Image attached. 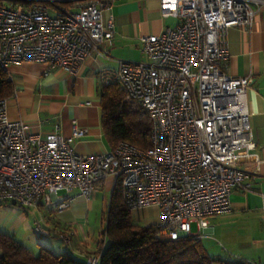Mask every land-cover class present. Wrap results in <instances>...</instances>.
Returning a JSON list of instances; mask_svg holds the SVG:
<instances>
[{"label":"built area","instance_id":"obj_1","mask_svg":"<svg viewBox=\"0 0 264 264\" xmlns=\"http://www.w3.org/2000/svg\"><path fill=\"white\" fill-rule=\"evenodd\" d=\"M31 1L29 7L0 4V68L38 62L46 73H74L89 56H109L114 0ZM49 2L58 8L54 15ZM263 6L264 0H160L162 15L177 23L141 37L146 60H122L103 75L105 84L118 83L127 100L147 111L149 147L121 142L105 153L81 155L72 140L86 128L74 125L70 137L59 129L42 135L27 120L10 118L8 100L0 98V205L55 203L63 210L74 197H60L61 189L91 199L113 177L131 212L158 208V237L198 238L193 223L207 227L211 216L231 211L235 190L252 187L240 165L247 155L258 157L248 109L251 77L230 75L224 65L230 28L251 27ZM36 230L46 232L39 223Z\"/></svg>","mask_w":264,"mask_h":264},{"label":"crops","instance_id":"obj_2","mask_svg":"<svg viewBox=\"0 0 264 264\" xmlns=\"http://www.w3.org/2000/svg\"><path fill=\"white\" fill-rule=\"evenodd\" d=\"M111 11L115 16L116 33L108 57L89 56L74 73L62 68L46 73V66L38 62L10 66L8 73L14 86L13 94L7 97L10 118L27 120L32 129L42 135L59 129L70 137L74 125L86 128L83 137L72 140V146L81 155L105 153L112 149L101 123L100 89L104 84V73L118 69L122 60H146L141 37L158 34L165 27L174 26L178 20L162 15L160 0H114ZM224 70L233 76L251 77L248 109L258 157L247 155L240 163L251 174V189L235 190L231 194L230 212L211 216L205 228L193 223L195 229L192 232L200 234L198 239L213 257L240 258L264 264V6L251 27L230 28L229 58ZM113 189L114 179L109 177L94 192H102L107 200L108 192L112 194ZM66 194L72 195L74 200L63 210H58L55 203L27 207L34 211L28 232L41 235L44 239L39 240V245L47 246L56 243L49 239L50 236L61 238L60 233L71 232L73 239L79 237L80 242L69 243L70 247L65 250L87 259L94 255L98 242L97 239L89 242L87 236L90 232L84 231L82 221L93 207L94 199L82 197L78 189L65 190L58 195L63 197ZM132 213L143 225L159 221L156 206ZM37 223L46 232H37ZM19 240L23 243L21 238Z\"/></svg>","mask_w":264,"mask_h":264},{"label":"trees","instance_id":"obj_3","mask_svg":"<svg viewBox=\"0 0 264 264\" xmlns=\"http://www.w3.org/2000/svg\"><path fill=\"white\" fill-rule=\"evenodd\" d=\"M6 1L24 7L33 4L31 0H0V4ZM13 91L9 73L0 68V98L11 96ZM100 95L101 123L112 149L121 142L149 147L152 121L144 107L127 100L116 82L104 83ZM106 213L93 253L99 257L97 264H250L245 259L211 256L195 236L158 237L157 224L143 225L135 220L123 201L120 182L114 185ZM88 258H79L68 250L56 252L44 244L35 254L14 234L0 232V264H90Z\"/></svg>","mask_w":264,"mask_h":264},{"label":"rangeland","instance_id":"obj_4","mask_svg":"<svg viewBox=\"0 0 264 264\" xmlns=\"http://www.w3.org/2000/svg\"><path fill=\"white\" fill-rule=\"evenodd\" d=\"M66 5L65 2L57 1V5ZM49 12L54 15L58 12V8L49 2ZM65 190L61 189L58 194H63ZM93 207L89 210L88 216L82 221L84 231L90 232L87 239L89 242H93L99 237V233L106 223L107 207L111 198V192H108L107 200H105L102 192H94L93 194ZM34 215L33 208L23 207L19 204L13 202H6L0 205V232L13 233L16 234L17 238H21L23 244L28 246L35 254L40 250V241L43 240L41 235L36 233L28 232L29 221H31L32 216ZM91 228V230H90ZM192 229L194 231L195 224H193ZM60 235L66 236L69 240H62L59 237L50 236L49 239L56 242L49 243L48 245L51 248L59 252L61 250L65 251V247H70V245L76 242H80V238L76 237L73 239V236L70 233H60ZM73 239V241H72ZM38 242H37V241ZM36 241V242H35ZM70 243V245H69ZM57 244V245H56ZM62 249H59V248ZM91 257V256H90Z\"/></svg>","mask_w":264,"mask_h":264},{"label":"water","instance_id":"obj_5","mask_svg":"<svg viewBox=\"0 0 264 264\" xmlns=\"http://www.w3.org/2000/svg\"><path fill=\"white\" fill-rule=\"evenodd\" d=\"M63 1L67 2V1H69V0H63Z\"/></svg>","mask_w":264,"mask_h":264}]
</instances>
